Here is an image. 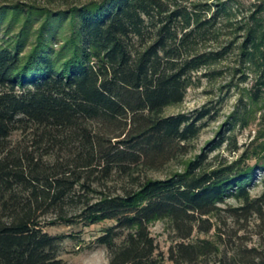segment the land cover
I'll return each mask as SVG.
<instances>
[{
    "label": "trees",
    "instance_id": "1",
    "mask_svg": "<svg viewBox=\"0 0 264 264\" xmlns=\"http://www.w3.org/2000/svg\"><path fill=\"white\" fill-rule=\"evenodd\" d=\"M198 1L0 7V264H68L66 236L45 231L48 217L52 225L115 222L97 242L109 264H166L151 225L170 222L179 241L169 260L200 264L221 249L194 233L210 234L224 213L242 226L255 220L260 244L239 245L220 264H264V193L252 195L264 142L233 161L212 164L205 151L183 171L148 177L188 156L203 122L215 118L207 107L165 115L222 54L201 42L236 16L230 0H214L215 9ZM263 9L240 45L242 73L254 79L250 108L264 102ZM117 179L125 186L114 190ZM229 199L241 205L224 208Z\"/></svg>",
    "mask_w": 264,
    "mask_h": 264
},
{
    "label": "rangeland",
    "instance_id": "2",
    "mask_svg": "<svg viewBox=\"0 0 264 264\" xmlns=\"http://www.w3.org/2000/svg\"><path fill=\"white\" fill-rule=\"evenodd\" d=\"M91 0H0V7L8 4L21 3L26 5L46 6L50 9H69L75 5H83ZM186 4L198 0H181ZM201 4H209L216 8L214 0H199ZM198 1V2H199ZM232 20L225 19L217 31L207 35L201 42L200 49L207 52L222 53L220 58L196 76L197 84L188 90L185 101L172 105L166 109L165 115L172 116L181 113L193 114L204 108L211 109L215 118L206 120L200 136L191 143V152L188 156L172 162L160 171H151L149 178L163 179L176 172L183 171L185 164L195 159L205 151L209 154L210 163L219 164L225 159L233 161L248 149L253 141L264 142V102L250 108L248 90L253 85L251 75L245 79L242 70H247L243 64L240 45L244 41L248 23L253 13L264 8V0H230ZM264 17V9L261 15ZM243 29V30H240ZM15 32L20 31V26L15 27ZM5 34L1 35V38ZM7 38V37H6ZM20 133L13 136V141L20 139ZM225 142L214 149L215 143ZM240 149L238 152L234 150ZM214 149V150H211ZM125 186L123 180L111 183L114 190ZM264 193V172L259 173L258 180L252 188L253 197H260ZM240 202L229 199L227 205L239 207ZM73 216V215H71ZM226 217L225 221L213 218L216 228L210 234L200 233L196 229L193 241L211 240L219 244L221 253L208 257L200 264H220V259L232 253L237 246L245 244L257 247L260 236L256 221L250 225L235 224ZM55 218L45 220V231L53 236H66L62 244L61 257L68 264H109L108 250L98 245V239L104 232L115 224L106 221L96 225H87L85 221L75 220L74 223L56 222L50 224ZM244 228V229H243ZM151 232L156 238L159 252L165 257L166 264H175L169 260L171 248L179 241L170 222L160 221L151 225ZM222 237V238H220Z\"/></svg>",
    "mask_w": 264,
    "mask_h": 264
}]
</instances>
